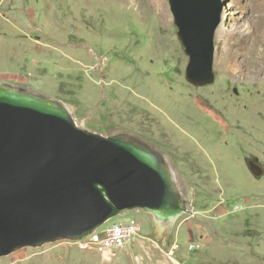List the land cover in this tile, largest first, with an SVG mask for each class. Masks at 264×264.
<instances>
[{
	"label": "rangeland",
	"instance_id": "rangeland-1",
	"mask_svg": "<svg viewBox=\"0 0 264 264\" xmlns=\"http://www.w3.org/2000/svg\"><path fill=\"white\" fill-rule=\"evenodd\" d=\"M221 2L216 78L198 86L169 0H0V79L73 102L89 127L123 125L156 141L196 188L194 214L167 240L134 211L125 216L141 235L112 260L64 240L0 264H264V52L247 54L264 0ZM231 52L246 57L229 65Z\"/></svg>",
	"mask_w": 264,
	"mask_h": 264
},
{
	"label": "water",
	"instance_id": "water-1",
	"mask_svg": "<svg viewBox=\"0 0 264 264\" xmlns=\"http://www.w3.org/2000/svg\"><path fill=\"white\" fill-rule=\"evenodd\" d=\"M190 56L186 77L207 85L214 71L221 0H169ZM194 184L156 141L116 125L79 120L77 107L33 85L0 79V257L25 247L80 240L138 211L156 241L194 214Z\"/></svg>",
	"mask_w": 264,
	"mask_h": 264
},
{
	"label": "built area",
	"instance_id": "built-area-1",
	"mask_svg": "<svg viewBox=\"0 0 264 264\" xmlns=\"http://www.w3.org/2000/svg\"><path fill=\"white\" fill-rule=\"evenodd\" d=\"M102 227L91 236L70 241L82 242L83 250H96L100 256L116 257L120 251L132 245L142 231L141 223L133 216L120 217L118 221ZM199 246L200 244L194 242L189 245L191 249L199 248ZM178 247V243H175L171 253L175 255Z\"/></svg>",
	"mask_w": 264,
	"mask_h": 264
},
{
	"label": "bare ground",
	"instance_id": "bare-ground-1",
	"mask_svg": "<svg viewBox=\"0 0 264 264\" xmlns=\"http://www.w3.org/2000/svg\"><path fill=\"white\" fill-rule=\"evenodd\" d=\"M157 5H160L162 2H163V0H153ZM227 14H224V17L226 18L227 16H226ZM255 16H256V23L258 24V29H259V31H260V34H258V36L257 37H255V38H253L252 40V46L249 48V50H248V52H247V54H261L262 52H264V14H262V15H258V14H255ZM242 31V33H244V34H248L249 32H248V28H246V29H243V30H241ZM220 32H221V35L222 36H229L230 34L225 30V29H221L220 30ZM246 36V35H245ZM257 46H263V49H258V52H256V47ZM259 48V47H258ZM228 51V50H227ZM223 57H228L229 58V62L228 63H230L229 65H232L233 63H237V60H239V57H242V58H244V57H246L245 55H236L235 53H228V54H225V55H223ZM234 69V68H233ZM78 244H79V246L82 248V242H78ZM83 249V248H82ZM107 256V258L109 257V259H108V261L109 260H112L113 259V257H111V255H106Z\"/></svg>",
	"mask_w": 264,
	"mask_h": 264
}]
</instances>
